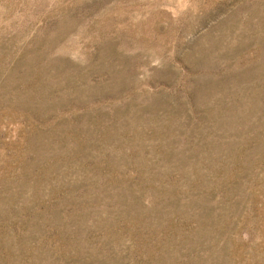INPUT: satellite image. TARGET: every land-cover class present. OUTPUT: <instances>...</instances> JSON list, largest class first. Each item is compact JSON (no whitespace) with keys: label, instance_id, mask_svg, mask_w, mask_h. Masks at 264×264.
<instances>
[{"label":"rangeland","instance_id":"obj_1","mask_svg":"<svg viewBox=\"0 0 264 264\" xmlns=\"http://www.w3.org/2000/svg\"><path fill=\"white\" fill-rule=\"evenodd\" d=\"M0 264H264V0H0Z\"/></svg>","mask_w":264,"mask_h":264}]
</instances>
